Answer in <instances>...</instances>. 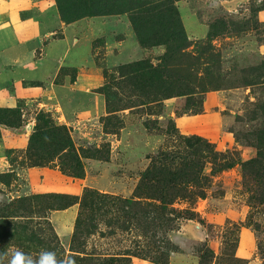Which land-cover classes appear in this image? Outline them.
Returning a JSON list of instances; mask_svg holds the SVG:
<instances>
[{"label": "rangeland", "instance_id": "1", "mask_svg": "<svg viewBox=\"0 0 264 264\" xmlns=\"http://www.w3.org/2000/svg\"><path fill=\"white\" fill-rule=\"evenodd\" d=\"M152 1L175 7L189 40L166 63L127 13L66 23L57 4L69 15L83 0H0V108L22 115L18 128L0 124V209L85 192L102 207L87 236H74L80 202L34 217L42 244H0L9 264L16 252L24 264H264V0ZM137 61L165 65L187 93L124 87L118 68ZM38 117L66 126L80 178L57 158L36 165ZM193 136L197 150L185 145Z\"/></svg>", "mask_w": 264, "mask_h": 264}, {"label": "trees", "instance_id": "2", "mask_svg": "<svg viewBox=\"0 0 264 264\" xmlns=\"http://www.w3.org/2000/svg\"><path fill=\"white\" fill-rule=\"evenodd\" d=\"M250 1L252 3V0ZM165 4L167 3L164 2L156 6L152 0H83V3L80 5L74 6V10H68L69 15H64L66 6L62 7L61 4H57V8L63 21L66 23L85 17L129 14L130 23L137 35L142 33L141 30L146 25L154 28L149 37L138 35L139 43L145 48L157 45L165 46L167 50V55H165L166 63V60L170 58V53H173V56L177 54L186 47L189 40L181 25L175 7L172 5V7L167 9V7H163ZM151 5L152 7H149L147 10H142L143 7ZM72 7L73 4L69 8ZM262 10H264V2L261 8H258L254 12ZM156 11L166 12L167 15L159 13V16H157ZM169 11H172V13H169ZM155 20H158L157 26H153L155 25ZM118 69V76L122 78L121 82L124 84V87L130 85L135 92L141 89L145 95L152 99H168L187 93L179 85L180 80L170 75L165 65L154 67L149 62L137 61L121 65ZM259 109L262 111V118L264 119V103H262ZM42 120V117L37 118L33 133L29 139V149L35 159L36 165H44L57 158L60 161L59 165L64 171H68L75 178H80L83 168L66 126L58 125L51 119L43 122ZM0 124L13 128L20 127L22 124L20 110L0 108ZM201 141L200 137L193 136L185 139V145L197 150L196 147L201 146ZM34 149L38 152H34ZM84 157L89 158L91 156L85 155ZM168 160L167 163L172 167L174 157H169ZM156 171L157 168L153 163L151 168L147 169V173H145L143 178L147 179L150 174L153 175ZM161 172L173 179L171 168L166 167L165 169H161ZM0 182L4 183L1 178ZM94 195L93 192H85L80 199L77 196L66 194L42 195L38 196V198H29L31 200H19L12 204L9 203L5 208L0 209V244L13 241V243L23 246L24 240L28 243L37 241V243L42 244L41 240L35 239L34 232L28 228L34 217L45 220L46 213L65 210L78 202H80V211L75 222L74 236L80 237L93 234L96 226L92 225L93 223L91 222H95L97 219L95 220L94 216H91L89 213H92V211L95 213L102 211V207L96 204ZM34 200L37 201L36 204L33 203ZM40 201L42 204L38 203ZM15 219H25L26 222L17 225L14 222ZM21 240L22 243H19ZM0 264H9L6 261L5 253L3 254L1 251ZM20 264L24 263L20 262Z\"/></svg>", "mask_w": 264, "mask_h": 264}, {"label": "clouds", "instance_id": "3", "mask_svg": "<svg viewBox=\"0 0 264 264\" xmlns=\"http://www.w3.org/2000/svg\"><path fill=\"white\" fill-rule=\"evenodd\" d=\"M22 255H23L22 253L16 252L14 254V256H13L10 264H20ZM42 256H44V257H51V256H53V253H51V252H45V253L42 254Z\"/></svg>", "mask_w": 264, "mask_h": 264}, {"label": "crops", "instance_id": "4", "mask_svg": "<svg viewBox=\"0 0 264 264\" xmlns=\"http://www.w3.org/2000/svg\"><path fill=\"white\" fill-rule=\"evenodd\" d=\"M0 50H1V46H0Z\"/></svg>", "mask_w": 264, "mask_h": 264}]
</instances>
